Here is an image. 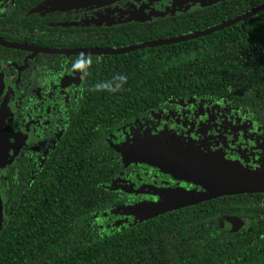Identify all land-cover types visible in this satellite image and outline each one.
Instances as JSON below:
<instances>
[{"label":"trees","instance_id":"16d2710c","mask_svg":"<svg viewBox=\"0 0 264 264\" xmlns=\"http://www.w3.org/2000/svg\"><path fill=\"white\" fill-rule=\"evenodd\" d=\"M47 1L14 0L0 15V39L44 49H119L203 31L264 3L226 0L155 20L83 26L75 19L81 14L35 11ZM30 55L0 46V61L20 67L9 69L17 117L34 123L38 140L2 181L0 264H264V194L219 197L110 229L100 217L135 202L108 188L113 179L147 171L124 163L108 142L122 128L196 99L264 126V9L192 40L91 55V65L78 71L81 83L63 93L56 81L74 72L79 55ZM120 77V90H94L98 83L115 87Z\"/></svg>","mask_w":264,"mask_h":264},{"label":"rangeland","instance_id":"374dc122","mask_svg":"<svg viewBox=\"0 0 264 264\" xmlns=\"http://www.w3.org/2000/svg\"><path fill=\"white\" fill-rule=\"evenodd\" d=\"M143 1L144 0H48L47 2L37 7L36 11L40 14H52L59 12L95 10L94 13H91L87 16L86 22L89 24L109 25L124 20H152V18H159L169 14H177L189 11L192 9L193 5H198L199 7L209 6L221 0H206L205 3L201 5L183 3V0H146L145 2H147V4L145 8H143V6L141 5L138 6ZM153 5L159 7V10L153 9ZM1 77L2 75L0 76V90L6 91L5 80L3 79V77ZM81 80L82 73L77 72L76 75L74 74L72 76H61L59 79V84L57 86L60 91L63 90L66 92L71 85L78 86L81 83ZM61 93L63 92L61 91ZM16 105L17 104L8 102L6 103L3 110L0 111V179L2 178V176H4V171L6 170L7 166L13 163V158L16 156V153L20 149V147L23 145L33 144L32 139L35 128L34 126H32V124H34L33 122L31 123V126H28L24 123L23 126L25 127L22 130L16 129L15 125L17 121L13 122L12 117V115L14 116L16 114ZM235 115L239 117V120L235 122L231 120V125L233 124L237 129L236 133L240 132L245 125L248 132V139L249 136L252 137V139H250L252 140V143L249 140V143L247 145L244 144L245 141H238V143H234L236 144L238 154V157H236L235 159L225 157L221 146L226 145L227 142H225L223 137L219 139V144L216 149L214 144L208 145L209 148L207 151H209V154H206L202 149L192 152L193 148L196 149V145H200L195 141H200L199 143L201 144L205 140L207 141V143L212 140L215 141V143L218 141L217 137H212L210 139L205 138L206 135L204 131L206 130V128L198 133L197 131H183V133H180L181 131H178V127H175V130L177 132L172 129V131L170 132L165 130V134L163 135H160L159 133L156 134L157 136L155 137V139H157V141L155 142L151 138H149L148 135L150 133L146 134L148 131H150L151 133L152 131L148 130L145 124L135 123L134 125H132V127H130V129L127 130V132H129L127 135L130 136L129 143H123L121 148H119L118 150L121 151L124 162L126 163L140 162L142 165L160 169L163 167L145 161L146 153L167 154L181 159L192 158L197 160L198 162H205L207 164L220 165L219 163H223L231 167L242 169L247 168L248 171H250V169L252 168V172H256V163H246L245 160L247 157L253 156L250 149V147H252L255 154L254 160L260 159L261 162H264L261 156V149L262 146H264V129L260 127L258 123L255 122V120L251 117H247L246 115H242L237 112ZM204 119L205 118L201 119L200 122H203ZM189 121L190 118H187V122ZM251 126L253 132L249 135ZM148 127L151 128V125L149 124ZM160 128L162 129V127ZM138 133H145V137H139ZM169 134L175 136L171 137V135ZM123 136L124 134L122 135V139L124 138ZM166 138L174 139L171 142L162 141V139ZM234 138L235 136L231 135L230 141L234 140ZM193 142H195V144H193ZM185 144H188L189 147L185 146ZM33 146L37 147L38 144ZM144 151H146V153H144L142 157H139L138 155H141V153ZM258 168V172L264 173V167H260L259 165ZM166 171L169 170L166 169ZM159 196L160 199L157 203L138 205L133 208L131 207L120 210L118 212H109L106 215H101L100 217L102 218L104 224L108 226V229H110L111 227H115L118 224L128 225L137 220H143L149 216L157 214L158 207L167 206L169 204L168 201L170 199V195L168 191L159 190Z\"/></svg>","mask_w":264,"mask_h":264},{"label":"flooded vegetation","instance_id":"af4514ba","mask_svg":"<svg viewBox=\"0 0 264 264\" xmlns=\"http://www.w3.org/2000/svg\"><path fill=\"white\" fill-rule=\"evenodd\" d=\"M13 1L14 0H0V15L4 14L3 12H4L5 8H7L9 5H12ZM145 1L146 0H144L138 6L141 5V6H143V8H145V6L147 4V2H145ZM205 1L206 0H201V1H199V0H192V1L183 0V3H192V4H200L201 5V4H204ZM223 1H226V0H221L219 2H223ZM219 2H216V3H219ZM216 3H214V4H216ZM214 4H212V5H214ZM209 6H211V5H209ZM205 7H208V6L199 7L198 5H193L192 9L189 11H185V12L177 13V14H169V15H179V14H183V13L193 12L197 9H202ZM36 9H35V11H36ZM153 9L159 10V7L153 5ZM94 11L95 10L78 11V12L71 11L69 13L81 14L78 17L75 16V19H76L77 23H79L83 26L84 25H99V24H89L86 22L87 16L91 13H94ZM169 15H165V16H162L159 18H163V17L169 16ZM155 19H158V18H152V20H155ZM149 20L150 19H145V20H140V21L133 20V21L134 22H141V21H149ZM125 21H127V20L119 21V22H125ZM119 22H116V23H119ZM109 25H111V24H109ZM103 26H105V25H103ZM7 43H10V42H7ZM12 44L22 45L19 43H12ZM0 46H2V45H0ZM23 46H27V45L23 44ZM2 47H4V46H2ZM31 47H34V46H31ZM36 48H39V47H36ZM9 49L21 50V49H15V48H9ZM21 51H26V50H21ZM28 52L31 53L29 58H32L35 56V54H33L31 51H28ZM36 54H41V53H36ZM54 55H57V54H54ZM11 67H13L17 71L20 70V67H17L14 63H12L10 61H6V60L0 61V76L2 75L3 79L5 80V84H6V91L0 90V111L3 110L6 103H8V102L12 103V101L14 99L13 95L15 92V82L13 80L14 74H12L9 70ZM77 72L78 71L73 72L70 76H72L74 74L76 75ZM61 76H66V75L64 74ZM61 76L59 75V79ZM59 79L56 81L57 85L59 84ZM180 105H181V107H179L175 110H172V111L152 112L150 119L144 120L141 122H135V123L145 124L147 126V129L152 131V133L150 131H148L146 134L150 133L148 135L149 138H151L155 142L157 141V139H155V137L157 136L156 134L159 133L160 135H163V134H165V130L170 132V131H172V129L175 130V127H178V129H179L178 131H181L180 133H183V131H186V132L187 131H189V132L197 131V133H198L201 130L206 128V130L204 131L205 135H206L205 138L210 139L212 137H217L218 141L215 143V141L212 140V141H209V143H207V141L205 140L202 142V144L199 143L200 141H195L198 144H200L199 145L200 147L198 145H196L195 146L196 149L193 148L192 152H195V150L202 149V150H204V152L206 154H209L208 153L209 151H207L209 148L208 145L214 144L215 149H216V147L219 144L218 143L219 139L221 137H223L225 142H227V143H226V145H222L221 149L223 150L226 158L228 157V158H233V159L238 157L236 144H234V143H236V142L238 143V141H245L246 143L244 142V144L247 145L249 143V140L252 139V137H250V136L248 139V132H247L245 125L243 126L244 128L240 132L236 133L237 129L234 127L233 124L231 125V120L233 122L238 121L239 117L237 115H235L236 112L239 114H242V115H243V113H241L239 111H234V109L230 108L229 106H226L225 104L219 105V104L214 103L212 101H205V100L196 99V100L184 101ZM15 112H16V114L14 116L12 115V117H13V122L17 121L16 125H15L16 129H21V130L24 129V127H25V126H23L24 123L28 126H31V123H32L31 121L29 122L28 120H23V119L17 117V108H16ZM187 118H190L189 122H187ZM203 118H205L203 120V122H200V120ZM229 119H230V121H229ZM135 123L129 125L128 127L122 128L116 134L108 137V142L116 149V151H118L120 153L121 156H122L121 151L118 149L121 148L123 143H126V144L129 143L130 136L127 135L129 133V132H127V130L130 129V127H132V125H134ZM149 124L151 125V128L148 127ZM32 126L35 127L34 132H33V139H32L33 144L32 145H23L20 147V149L16 153V156L13 158L14 159L13 163L10 162L11 164H9L6 168V170L4 171V176H2V178L0 179V195H1V197H0V211L1 212H2L1 203L4 200V191H3L4 187L2 185V181L5 177V175L8 174V172H10V170H12L11 167H13L15 165L16 161L19 159V155L21 154L22 150H24V152H25L28 150V148L32 147L36 143L38 144V140H37L36 136L34 135V133L37 131V127L33 124H32ZM215 126H216V128H215ZM160 127H162V129ZM260 127H262L264 129V126H260ZM156 128H157V132H156ZM35 129H36V131H35ZM252 132H253V129L251 126L249 135L252 134ZM211 133H212V135H211ZM123 134H124V136H123L124 138L122 139ZM144 134L138 133V136L139 137H141V136L145 137ZM169 135H171V134H169ZM231 135L235 136V138H234V140L230 141ZM174 136L175 135H171V137H174ZM173 139L174 138H171V139L166 138V139H162V141L171 142ZM195 142H193V144H195ZM250 142L252 143V140H250ZM173 143H174V141H173ZM185 146L189 147L188 144H185ZM250 149L252 151L251 153L253 156L247 157L245 162L246 163L255 162L256 164H258V167H259V165H260V167L264 166V162H261L260 159L254 160L255 154L253 152L252 147H250ZM261 156L264 160V146H262V149H261ZM122 159H123V157H122ZM186 160L198 162L197 160L192 159V158L191 159L187 158ZM123 162H124V159H123ZM124 163H126V162H124ZM126 164L140 165L141 167H146L147 171H145V170L139 171L137 169H133V171L135 172L133 175L125 173L122 177H117L116 179H113V181L110 183L108 188L114 192L118 191V192H122L124 194H128V195H130L131 201H135L134 203H130L127 205H121L118 209L115 210V212H118V211L123 210V209L131 208V207L133 208V207L138 206V205L157 203V202H159V199H160L159 190L169 192L170 199L168 201L169 204L167 205V207L168 206H174L175 203L178 202L179 197L184 195V194L205 192L203 186H201V185H199L193 181L185 179L176 170L170 169L169 171H163L160 168H154V167L142 165L140 162L126 163ZM158 172H160V175H165L167 179L160 177L158 175Z\"/></svg>","mask_w":264,"mask_h":264},{"label":"water","instance_id":"95a60500","mask_svg":"<svg viewBox=\"0 0 264 264\" xmlns=\"http://www.w3.org/2000/svg\"><path fill=\"white\" fill-rule=\"evenodd\" d=\"M263 9H264V3L231 20L225 21L219 25L210 27L203 31L182 35L178 37L149 41L119 49L56 50V49H44V48H36L31 46L16 45V44L4 42L2 40H0V45L6 48H15V49L31 51L33 54L43 53V54H57V55H66V56L80 55L81 53L85 55H89V54L116 55V54L128 53L139 49H144V48H154L163 45L175 44V43L199 38L202 36H206L213 32H217L223 28L229 27L235 23L245 22L246 19L262 11ZM144 153H146V151L142 152L141 155L138 156L142 157ZM145 157H146L145 161L163 167L161 169L165 168L163 171H166V169L176 170L177 172H179V174L182 177L203 186L205 190V192L202 193L184 194L179 197L178 202L175 203L174 206L158 207L157 208L158 213H164L166 211L173 210L182 206L209 201L224 196L253 194V193L264 194V173L261 172H251L246 169L231 167L223 163H219L220 165H215V164H207L205 162H201V163L193 162L186 159H181L161 153H153V154L146 153ZM0 218H1V213H0ZM236 224H240V222L237 221Z\"/></svg>","mask_w":264,"mask_h":264},{"label":"clouds","instance_id":"9594fccd","mask_svg":"<svg viewBox=\"0 0 264 264\" xmlns=\"http://www.w3.org/2000/svg\"><path fill=\"white\" fill-rule=\"evenodd\" d=\"M92 63V57L91 55L85 56V54L81 53L75 61L72 62L71 68L75 71H81L87 67L90 66ZM121 83H117L115 87L112 86L111 83L105 82L103 84H96L94 85V90H108L109 92H116L121 89L122 83L126 81V77H120Z\"/></svg>","mask_w":264,"mask_h":264}]
</instances>
